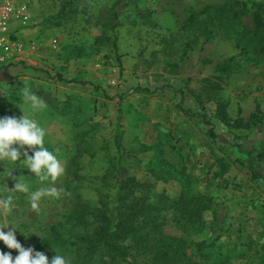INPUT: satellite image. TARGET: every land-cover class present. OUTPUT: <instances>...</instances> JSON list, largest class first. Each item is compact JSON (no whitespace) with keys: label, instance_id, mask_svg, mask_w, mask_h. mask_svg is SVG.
Returning <instances> with one entry per match:
<instances>
[{"label":"rangeland","instance_id":"obj_1","mask_svg":"<svg viewBox=\"0 0 264 264\" xmlns=\"http://www.w3.org/2000/svg\"><path fill=\"white\" fill-rule=\"evenodd\" d=\"M19 1L28 20L17 31L21 56L0 66V118H19L24 111L35 119L46 130L44 146L61 160L65 173L42 185L23 156L15 163L0 161V199L13 196L11 210H0V226H8L4 231L13 227L23 247L49 261L56 253L69 260L64 247L42 244L49 227L59 226L63 239L91 231L89 218L83 225L64 218L75 206L94 207L98 195H109L116 163L142 178L146 167L166 162L173 171L183 168L192 187L211 198L200 224L178 222L169 202L162 212L161 234L177 241L181 253L173 264H264V187L251 179L247 163V153L264 139V54L254 60L235 48L241 26H229L214 10L199 14L205 7L244 0ZM247 1L261 5L264 20V0ZM250 9L240 17L246 30ZM229 58L237 66L215 73V65ZM206 79L220 89L204 92ZM25 86L46 108L33 111L23 102ZM217 104L230 122L245 123L255 113L256 124L246 129L224 124ZM209 128L216 138L208 136ZM8 171L31 191L55 186L60 195L42 198L33 210L29 194L11 190ZM255 173L261 174L258 167ZM155 191L175 198L178 187L168 182ZM125 246L121 264H154L131 242ZM0 252L18 255L2 241Z\"/></svg>","mask_w":264,"mask_h":264},{"label":"trees","instance_id":"obj_2","mask_svg":"<svg viewBox=\"0 0 264 264\" xmlns=\"http://www.w3.org/2000/svg\"><path fill=\"white\" fill-rule=\"evenodd\" d=\"M248 2L235 1L230 5L205 7L199 14L214 10L217 15L229 22V26L233 24L241 26V31L234 42L235 48L240 53L250 54L254 60H258L264 54V20L259 13L261 5L255 2L248 4ZM248 5L251 8L249 13L251 28L246 30L240 17ZM193 19V15L189 17L190 22ZM236 66L233 59L229 58L217 63L214 71L217 74H225ZM56 79L62 81L59 76H56ZM219 89L218 83L211 84L208 79L204 80L202 86L204 92ZM134 90L149 92L146 89ZM175 108L184 115L189 114V111L183 110L180 104H176ZM215 111L221 122L226 125L230 123L236 129H246L256 124L255 113L249 115L247 121L242 123L241 120L230 122L220 104L215 106ZM202 122L209 125L203 119ZM208 136L216 138L211 128L208 130ZM113 141L115 148L118 149L116 137ZM247 154L251 179L261 181L264 187V139L259 143L257 150ZM118 166L116 163L109 195L105 194L103 197L98 195L94 207H84L83 204L75 206L64 218L65 222L79 225L85 224L86 218H89L90 224H93L91 231L63 239L60 227L54 225L49 227L48 235L41 241L42 244L45 246L57 244L64 247V250L71 254L70 264H121L125 262L127 256L126 242H131L136 249L148 254L154 264L177 262L181 255L176 245L177 241L173 243V240L161 234L162 212L168 208L169 202L178 222L186 225L200 224L202 214L211 209V198L192 187L193 179L183 168L178 172L173 171L166 162H162L158 167H146L142 178L126 173ZM256 167L260 169V175H256ZM168 182H174L178 187L175 198H169L163 191H155L157 184Z\"/></svg>","mask_w":264,"mask_h":264},{"label":"clouds","instance_id":"obj_3","mask_svg":"<svg viewBox=\"0 0 264 264\" xmlns=\"http://www.w3.org/2000/svg\"><path fill=\"white\" fill-rule=\"evenodd\" d=\"M21 96L23 102L29 105L33 111L46 108L43 99L27 86L21 89ZM22 113L23 115L19 118L15 116L0 118V161L7 160L15 163L23 156L26 168L35 175L42 185L48 180L55 182L65 173V168L57 155L44 146L46 130L24 111ZM23 149L31 150V155L27 150L21 151ZM6 175L14 180V187L11 189L13 192L29 194V202L33 210L38 209L42 198H57L60 195V190L55 186H42L31 191L29 184L21 176L14 177L13 171L6 172ZM12 204L13 196L8 195L6 198L0 199V210L7 214L11 210ZM7 227L0 226V241L8 249L17 251L18 255L14 258L10 252H0V264H70L65 256L58 253L49 261L44 253L35 251L31 247H23L16 238V230L11 227V230L5 232L4 229Z\"/></svg>","mask_w":264,"mask_h":264},{"label":"built area","instance_id":"obj_4","mask_svg":"<svg viewBox=\"0 0 264 264\" xmlns=\"http://www.w3.org/2000/svg\"><path fill=\"white\" fill-rule=\"evenodd\" d=\"M28 11L19 0H0V66L12 64L22 54L18 29L25 26Z\"/></svg>","mask_w":264,"mask_h":264},{"label":"crops","instance_id":"obj_5","mask_svg":"<svg viewBox=\"0 0 264 264\" xmlns=\"http://www.w3.org/2000/svg\"><path fill=\"white\" fill-rule=\"evenodd\" d=\"M21 38V37H20Z\"/></svg>","mask_w":264,"mask_h":264}]
</instances>
